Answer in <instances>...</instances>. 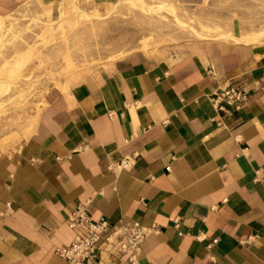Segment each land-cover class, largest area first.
I'll use <instances>...</instances> for the list:
<instances>
[{
  "label": "crops",
  "instance_id": "1",
  "mask_svg": "<svg viewBox=\"0 0 264 264\" xmlns=\"http://www.w3.org/2000/svg\"><path fill=\"white\" fill-rule=\"evenodd\" d=\"M230 83L248 99L217 110L209 96ZM77 204L156 225L140 264H264V41L124 57L55 95L0 152V264H65L54 251L78 234Z\"/></svg>",
  "mask_w": 264,
  "mask_h": 264
},
{
  "label": "rangeland",
  "instance_id": "2",
  "mask_svg": "<svg viewBox=\"0 0 264 264\" xmlns=\"http://www.w3.org/2000/svg\"><path fill=\"white\" fill-rule=\"evenodd\" d=\"M260 31L264 0H18L0 14V152L29 136L55 95L121 58Z\"/></svg>",
  "mask_w": 264,
  "mask_h": 264
},
{
  "label": "built area",
  "instance_id": "3",
  "mask_svg": "<svg viewBox=\"0 0 264 264\" xmlns=\"http://www.w3.org/2000/svg\"><path fill=\"white\" fill-rule=\"evenodd\" d=\"M247 99L248 92L236 83H230L209 96V101L217 110H224V105L239 109ZM130 164L131 159L123 157L116 168L127 169ZM67 224L78 234L68 245L57 247L54 251L65 264H114L112 257L123 259L124 264H140L143 241L158 231L156 225L143 226L138 221L112 225L103 217L94 220L84 204H77L69 212ZM102 253L108 257L103 259Z\"/></svg>",
  "mask_w": 264,
  "mask_h": 264
},
{
  "label": "bare ground",
  "instance_id": "4",
  "mask_svg": "<svg viewBox=\"0 0 264 264\" xmlns=\"http://www.w3.org/2000/svg\"><path fill=\"white\" fill-rule=\"evenodd\" d=\"M132 4V3H131ZM203 28L206 29L207 32L210 33V30L208 27L204 26ZM246 35V34H245ZM228 36V35H226ZM264 36V31H260V32H256V33H253V34H248L246 36H239V37H234V36H228L234 40H236V42H239V43H257L258 40ZM20 63V61H16L15 62V65L17 66L18 64ZM18 74H17V71L14 69V68H11L8 72H7V77L9 79L13 78V77H16ZM6 90V84L5 82L3 83V81H0V92L1 91H4Z\"/></svg>",
  "mask_w": 264,
  "mask_h": 264
}]
</instances>
